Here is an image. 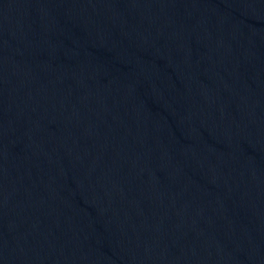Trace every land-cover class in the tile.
Returning <instances> with one entry per match:
<instances>
[{
	"label": "water",
	"instance_id": "obj_1",
	"mask_svg": "<svg viewBox=\"0 0 264 264\" xmlns=\"http://www.w3.org/2000/svg\"><path fill=\"white\" fill-rule=\"evenodd\" d=\"M0 264H264V0H0Z\"/></svg>",
	"mask_w": 264,
	"mask_h": 264
}]
</instances>
